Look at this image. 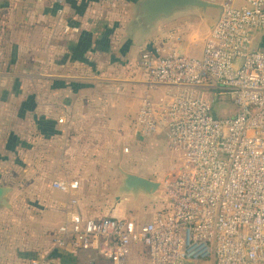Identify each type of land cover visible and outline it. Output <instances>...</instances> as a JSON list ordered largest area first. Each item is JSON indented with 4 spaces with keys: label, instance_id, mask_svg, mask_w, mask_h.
Wrapping results in <instances>:
<instances>
[{
    "label": "built area",
    "instance_id": "1",
    "mask_svg": "<svg viewBox=\"0 0 264 264\" xmlns=\"http://www.w3.org/2000/svg\"><path fill=\"white\" fill-rule=\"evenodd\" d=\"M57 4L62 18L65 0ZM221 6L201 58L150 44L136 64L149 91H166L158 101L147 92L132 133L143 140L161 134L178 156L175 174L163 183L161 209L144 223L86 218L73 210L77 198H70L63 204L69 219L56 229L54 248L94 252L114 264H124L133 247L145 250L149 264L211 258L215 264H264V0H223ZM61 31L80 29L64 24ZM225 101L235 112L222 118L215 105ZM81 186L79 179L51 183L66 195Z\"/></svg>",
    "mask_w": 264,
    "mask_h": 264
},
{
    "label": "crops",
    "instance_id": "2",
    "mask_svg": "<svg viewBox=\"0 0 264 264\" xmlns=\"http://www.w3.org/2000/svg\"><path fill=\"white\" fill-rule=\"evenodd\" d=\"M140 1L65 0V13L60 18L57 0H0V189L8 188L2 183L10 175L21 178L24 173L32 182L35 197L33 204L17 206L19 217L13 223L8 222L12 218L5 213L0 215V264H114L94 252L68 253L52 244L56 229L69 219L70 211L63 204L70 198H77L73 210L86 218L125 215L118 208L112 214L108 211L107 216L85 213L82 201L86 189L82 186L86 179L77 175L75 158L68 149L75 137L71 133L78 129L68 127L66 117L72 116V104L76 102L98 104L99 100L100 107L109 104L107 100L113 93L121 91L115 83L122 80L127 88L125 107L138 111L149 91L145 73L136 66L142 50L159 44L174 47L187 57L201 58L219 17L215 9L204 13L190 9L158 21L147 33L133 32L131 22ZM205 1L218 4L223 0ZM64 24L79 27L80 32L64 35ZM98 91L112 95L110 99L106 95L96 97ZM165 91L160 86L149 92L158 101L164 98ZM29 116L31 127H7ZM62 116L66 123H59ZM161 141L167 144L161 134L143 140L131 131L125 144L132 149L141 145L157 150ZM62 143L66 146L61 154L66 171L54 173L53 164L59 161L54 151ZM57 179H79L82 186L75 195H66L52 189L51 183ZM24 192L27 190L21 189L19 194ZM55 195L64 202H57ZM124 196L128 198L123 202L130 215L125 218L140 223L153 219L155 214L139 211L134 199L151 196ZM6 199L8 206L0 207L14 212L16 206L10 205L8 196ZM124 264H149V259L142 247H133ZM198 264L215 263L211 258Z\"/></svg>",
    "mask_w": 264,
    "mask_h": 264
},
{
    "label": "rangeland",
    "instance_id": "3",
    "mask_svg": "<svg viewBox=\"0 0 264 264\" xmlns=\"http://www.w3.org/2000/svg\"><path fill=\"white\" fill-rule=\"evenodd\" d=\"M222 3L223 1L220 3L218 1L217 5L220 4L221 6ZM123 78L126 77L120 79ZM122 81L115 83L119 84L117 88L121 91L117 93L118 95L113 93L112 99H110L111 93L96 92V97L106 95L110 99L107 100L109 104H104V107H100L99 100L98 104L93 103L94 101L72 104V106H75L71 108L73 110L72 116L66 117V121H68V127H74L78 131L71 133L75 137L70 143L68 142V149L75 158L77 175L81 179H86L83 181L82 186V189H86L82 201L85 213L107 216L109 215L108 211H111L112 214V211L118 208L121 212H125L124 218L130 216L127 214L126 204L123 202L128 198L124 196L126 194H123L120 189L123 187L125 176L131 174L143 178L148 177V180L160 184V188L151 196L152 198L142 196L143 199H139L134 197L138 203L137 207L140 206L139 211L150 210L152 216V213L155 214L156 209L158 211L162 207V200L164 199L163 183L168 177L175 174L178 156L168 150L164 141H161L157 150L153 146L136 145L137 147L133 149L130 147L128 154L123 152L126 139L132 131L133 120L137 111L131 106L125 107L127 88ZM112 88L114 87L112 86ZM112 104L115 105L113 108H111ZM234 110L235 106L229 101L215 105L216 114L222 118L233 115ZM32 124V119L29 116L28 118L23 117L15 120L12 125L9 124L7 127H31ZM79 129L81 130L79 131ZM64 143L59 144V148L54 151L56 158L58 156L59 159L58 162L53 164L54 173H61L66 169L61 156L63 149L64 151L66 149ZM23 176L19 178L10 175L2 183V186L11 189V192L7 195L10 205L16 206L14 212L0 207V215L5 213L12 218L11 221H8L10 223H13L15 218L19 217L17 206L20 204L31 205L35 201L32 182L30 178H25L24 173ZM21 189H25L27 192L19 194ZM57 202L64 201L57 200ZM27 209L30 210L31 208Z\"/></svg>",
    "mask_w": 264,
    "mask_h": 264
},
{
    "label": "water",
    "instance_id": "4",
    "mask_svg": "<svg viewBox=\"0 0 264 264\" xmlns=\"http://www.w3.org/2000/svg\"><path fill=\"white\" fill-rule=\"evenodd\" d=\"M190 9L200 10L202 13L208 9L217 10L219 17L213 28L216 26L222 14V6L205 0H141L136 5V12L131 22V29L133 32L141 31L147 33L158 21L170 19L176 13ZM159 188V183L136 175L127 174L123 181V187L120 190L123 194L144 193L145 195L152 196ZM10 190L9 188L0 189V206H8L6 197Z\"/></svg>",
    "mask_w": 264,
    "mask_h": 264
}]
</instances>
